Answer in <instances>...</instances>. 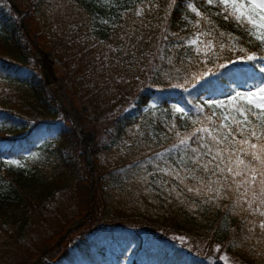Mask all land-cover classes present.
Here are the masks:
<instances>
[{
  "label": "trees",
  "instance_id": "16d2710c",
  "mask_svg": "<svg viewBox=\"0 0 264 264\" xmlns=\"http://www.w3.org/2000/svg\"><path fill=\"white\" fill-rule=\"evenodd\" d=\"M15 2L28 36H35L66 72L67 98L76 107L77 97L82 98L90 110L106 114L104 142H95V150L111 154L114 162L104 168L98 155H92L97 174L88 205L89 175L77 154L78 138L43 83L29 37L10 6L0 0V264L11 262L7 251H26L25 242L33 236L37 245L49 246L50 264H264V235L258 227L249 231L248 223L259 217L226 208L228 200L206 202L207 196L187 192L185 185L195 181L181 184L156 170L157 164L183 169L179 159L184 146L176 133L185 136L211 128L218 123L212 113L227 112L229 95L261 82L264 50L259 42L217 16L219 9L206 0H152L151 5L148 0L143 5L140 0ZM189 3L201 17L188 9ZM138 6L144 8L141 16L134 14ZM53 18L62 30L69 26L72 37L88 44L71 42L54 49L52 27H41L52 24ZM208 31L213 35L201 39H213L212 51L191 43L198 33ZM219 32L239 37L237 49H220L221 42L230 41ZM240 46L255 53L257 60L238 59L245 56ZM152 50L155 73L149 80L155 87L140 86L125 101L110 89L106 98L101 82L107 75L106 60L99 64L100 55L109 58L116 51L123 64L142 65V57ZM173 70L191 75L183 86L168 89L170 84L160 82L159 75ZM209 101L223 104L217 107ZM197 135L208 139L204 133ZM194 140H188L189 149L199 146ZM166 149H173L167 165L156 155ZM88 211L91 215L56 247L66 227ZM35 231L38 236L31 233ZM170 236L184 240L181 249L162 244ZM37 254L13 264H28Z\"/></svg>",
  "mask_w": 264,
  "mask_h": 264
},
{
  "label": "snow or ice",
  "instance_id": "6c2138e0",
  "mask_svg": "<svg viewBox=\"0 0 264 264\" xmlns=\"http://www.w3.org/2000/svg\"><path fill=\"white\" fill-rule=\"evenodd\" d=\"M132 2L135 3V0ZM172 2L174 3L175 0ZM206 2L219 9L217 16L242 28L245 34L259 42V47L264 50V0H206ZM148 3L151 5L152 0H148ZM143 4L144 0H140V5ZM169 6L171 7V4ZM187 7L197 17L202 16L191 3ZM143 12L144 8L138 6L134 14L141 16ZM202 18L206 19L208 24H212L211 19ZM102 22L107 23V21ZM218 34L230 41L229 44L221 42L220 49L227 48L229 51L237 49L240 43L239 37L233 36L232 33ZM212 35V31L200 32L191 43L203 45L207 51H212L213 39H201L203 36ZM199 50L197 48V51ZM238 51L245 53L244 57L238 59L257 60V55L249 54L243 46H240ZM260 70L264 72V67ZM259 79L261 82L252 85L247 91L229 95L227 112L221 114L213 112L212 116L218 117V123L213 122L211 128L203 127L185 136L176 133L180 136L179 145L184 146L183 155L179 159V163L185 164L183 169L161 168L157 164L156 170L173 176L181 184H185L189 179L195 181L191 186L185 185L187 192L207 196L206 202L228 200L229 205H225L226 208L231 207L234 212L246 216L259 217V220L248 221L251 225L249 231L258 227L264 235V78ZM208 103L217 107L223 104L222 101ZM173 107L178 113L184 112L182 108ZM212 116L206 117V120L212 121ZM197 133L206 134L208 139L205 140L203 135L198 136ZM192 137H195L194 142H198L199 146L189 149L188 140ZM178 147L173 145V149ZM173 149L157 153V159L167 165ZM186 161L192 166L188 167ZM9 163L17 162L9 161ZM139 166L143 167L142 164ZM142 179L146 180L147 177Z\"/></svg>",
  "mask_w": 264,
  "mask_h": 264
},
{
  "label": "rangeland",
  "instance_id": "374dc122",
  "mask_svg": "<svg viewBox=\"0 0 264 264\" xmlns=\"http://www.w3.org/2000/svg\"><path fill=\"white\" fill-rule=\"evenodd\" d=\"M16 18H18V17L16 16ZM23 24L27 28V25L25 23H23ZM71 26H73V25H71ZM41 27L44 30H48L49 28L52 27L51 39H52V45H53L54 49L55 48L61 49V47H63V44H65V43L67 45L71 46V42L72 43L73 42H75V43L76 42L86 43V44H88V42H89V40H87V42H86L82 37H79V38L72 37L73 34H72L69 26H67L64 30H62L61 29L62 26L57 25L56 18L52 19V24L50 23V24L44 25L42 23ZM27 31H28V28H27ZM80 33H78V35H80ZM33 37H35V36L29 37V39L27 38L28 43L30 45H31L30 40ZM84 38H88L87 34H85ZM35 41H36V38H35ZM36 43H37V46L43 52H46L49 54L48 51H45L41 48V44L39 42L36 41ZM31 47L33 48L32 45H31ZM69 49H71V47H69ZM32 52L33 53L35 52L34 49L32 50ZM100 53H101V51L96 52L95 56H98ZM58 54L62 55L61 52ZM118 54L119 53H117L116 51H112L111 56L113 58L111 56H109V58L106 57L107 55H105V53L100 55L99 64L101 63V61L106 60V65H104V67H106V68L103 70H104V73H106L107 75H105V78L101 81L102 86L105 87L103 93L107 94L105 97L106 98L108 97L109 90L111 89L112 92L115 93L116 99H119L121 101H125L126 99H130L133 96V94L136 92L138 87H140V86H146V87L152 88L153 85L150 84L149 79H150L151 75L153 73H155V61H154V59L156 56V51L152 50L149 54L144 55V57H142V65H136V62L134 65H132L128 61L124 62V64H123L122 61L118 60V58H117ZM49 55H50V57L48 59L52 62L51 68L53 70V74H54V77L56 78V81L50 82L47 86L45 84L44 85L47 87L48 93L51 95V98L56 103V106L60 110H62L64 114H66V116L69 118V121H73V123L75 125L77 123V127L81 128L82 131L91 132L92 142L90 144V148L92 151L91 155H94L96 153L95 142L98 141V144L104 142L103 136H105L106 125H107V120L105 119L106 114L101 115V113L98 110H90L88 104L85 103L82 100V98H79V97H77V99H76V101H78L77 107L75 105H73V102H71L67 98V96L65 95V92H64L65 89H67V87H68L67 86L68 83L66 81H64L65 79H67L66 72H63V69L61 68V66L59 64H57L56 60L51 56V54H49ZM130 61L133 62L132 60H130ZM37 66H38V64H37ZM38 68H39V66H38ZM39 71H40V68H39ZM189 74L191 75V72H185L183 74H177V71H174V70L171 71L168 75H165L164 72H162L159 75V81L160 82L168 81V83L170 85L167 88L168 89H176V88H179L185 84V78ZM170 78L172 79L171 81H170ZM153 87H155V86H153ZM74 93L80 94L77 91ZM124 94H126V95H124ZM59 102L61 104H59ZM83 112L84 113L87 112V115L85 118L83 116ZM86 124H88V125H86ZM72 127H73V125H72ZM80 148H81V145L77 151V154H78ZM96 155H98V157L100 158L101 163H102V167H104V168H108L114 162V158H113V156H111V154L104 155L101 153L100 154L96 153ZM78 156L81 157L79 154H78ZM81 158L83 159V157H81ZM92 159H93V157H92ZM83 163H84V159H83ZM93 163H94V161H93ZM84 168H85V171L88 172L85 165H84ZM93 168H94V171H93V174L91 177H92V182H93L94 187H95L94 177L97 174V171L95 170V167H93ZM88 175H89V172H88ZM89 179H90V176H89ZM93 190H94V188H93ZM93 190H92L91 197H89V183H88L87 184V202H88V205H92ZM90 215H91V212L88 211L84 216H82L81 218H83V222ZM81 218H78V219H81ZM75 220H77V219H75ZM83 222L78 226H81L83 224ZM78 226H76L75 228H77ZM74 229L70 230L69 232L73 231ZM65 232H66V229H65ZM65 232H64L65 235L67 233H69V232H67V233H65ZM31 233H33L35 236H38V232H36V231L31 232ZM58 239H57V242L59 241ZM169 239H171V240H169ZM169 239L162 242V244H164L170 248H176V249L182 248V245L184 244V240H182L181 238L174 237V236H170ZM61 240L59 241V246H60ZM57 242L55 243L56 247H59V246H57ZM25 245H26V251L25 250H21L20 252L14 251V250H10L9 252L7 251V255L5 257L9 258V261L11 260V262L9 264H13L14 262L12 260H15V259L21 258V257H25V260H28L30 258L29 255L33 252H36V250H38V254L36 255V257L30 263H28V264H32V262L34 260L38 259V257L41 254H43L45 251H48L49 254L51 251L48 248L49 246L43 247L40 244L37 245L34 236H33V238H30L27 242H25ZM45 259L49 260V256L45 257ZM223 263H225V262H223ZM35 264H37V263H35ZM44 264H50V261H49V263H44Z\"/></svg>",
  "mask_w": 264,
  "mask_h": 264
},
{
  "label": "water",
  "instance_id": "95a60500",
  "mask_svg": "<svg viewBox=\"0 0 264 264\" xmlns=\"http://www.w3.org/2000/svg\"><path fill=\"white\" fill-rule=\"evenodd\" d=\"M4 1L10 6V8L14 11V13L18 16V21H19V25L21 27V30H23L25 35L28 36L27 28L23 24V21H22L21 11L18 9L17 4L15 3V0H4ZM30 43L33 46V49L35 51L33 53V56H34V59H35L36 63L38 64V66L40 68V72H41L44 84L47 86L50 82H55L56 78L54 77L53 70L51 68L52 62L48 59L50 57V55L48 53H46V52H43L37 46V43L35 41V37H33L30 40ZM70 122H71V125H73V130H74L76 136L78 137L79 143L81 145V148H80L78 154L81 157H83L84 165H85L86 169L89 172V176H90V179H89V197H91L92 190L94 188V184L92 182V177H91L92 174H93V171H94V168H93L94 167V163H93V159L91 157L92 156L91 155L92 151H91V148H90V144L92 142V134H91V132L82 131L81 128L77 127V123L75 125L73 123V121H70ZM82 222H83V218L74 220L72 223H70L67 226L65 233H67L70 230L74 229L76 226L80 225ZM64 235H62L58 240L60 241L61 239H63ZM59 241L57 242V246H59ZM47 256H48V251H45L43 254H41L38 257V259L34 260L32 262V264H35V263H37V264L47 263V260L45 259V257H47Z\"/></svg>",
  "mask_w": 264,
  "mask_h": 264
},
{
  "label": "bare ground",
  "instance_id": "6f19581e",
  "mask_svg": "<svg viewBox=\"0 0 264 264\" xmlns=\"http://www.w3.org/2000/svg\"><path fill=\"white\" fill-rule=\"evenodd\" d=\"M61 101V100H60ZM60 103V102H59ZM63 103V102H62ZM61 104V103H60Z\"/></svg>",
  "mask_w": 264,
  "mask_h": 264
}]
</instances>
